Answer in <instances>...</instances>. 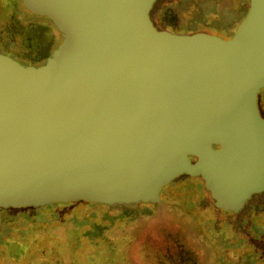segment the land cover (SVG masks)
I'll list each match as a JSON object with an SVG mask.
<instances>
[{"label":"water","instance_id":"obj_1","mask_svg":"<svg viewBox=\"0 0 264 264\" xmlns=\"http://www.w3.org/2000/svg\"><path fill=\"white\" fill-rule=\"evenodd\" d=\"M21 1L62 39L38 67L0 53V208L162 207L185 176L227 210L264 193V0L229 37L159 29L155 0Z\"/></svg>","mask_w":264,"mask_h":264},{"label":"rangeland","instance_id":"obj_2","mask_svg":"<svg viewBox=\"0 0 264 264\" xmlns=\"http://www.w3.org/2000/svg\"><path fill=\"white\" fill-rule=\"evenodd\" d=\"M174 1L178 0H163L165 4ZM159 5L158 2L155 9H158ZM185 6L186 3H182L178 8L169 10L173 24L180 23V20L188 22L195 6L187 10ZM223 9L226 10L230 23L237 21L238 11L229 10L228 7ZM10 14L1 16V19L7 18L9 23L6 27H0V36L16 28L12 27L14 21L11 23ZM151 21L157 26L152 19ZM214 25L219 26V22ZM39 30L41 34L39 32L37 39L33 38L36 41L32 42L31 46L33 50H39L38 55H42L49 44L45 37L46 31ZM172 31L177 33L179 29L175 27ZM223 31L225 33L227 29ZM220 33L222 34V31ZM263 97L264 91L257 94L260 116L264 119ZM185 181L187 186L182 185ZM175 182L176 185H180L178 187L184 189L183 195L188 198L184 197L186 199L184 200L180 197L179 202L181 205L188 203L190 222H182L181 226L174 228L167 221L162 224L160 222L156 224L153 218L147 221L141 216L146 208H141L140 205L144 206V202L148 201L103 207L105 209H96L77 201L73 204H77L76 207L69 204L51 211L61 216L67 212L78 211L81 217L83 211L90 209L87 216H92L91 221L83 225L76 223L71 231L65 232L67 235L55 234L53 229L59 228L61 226L59 223H54L53 226L41 223L39 231L37 227L36 231H33L38 238L32 237L35 246L40 245L41 251L36 249V253H33L34 249H31L23 264L35 261L50 264L47 259H54L59 264H67L68 259L72 264H264V193L250 197L241 209L232 211L222 208L217 203L205 188L202 178L196 176L174 178L163 189ZM251 213L259 217L252 219ZM132 214L136 217L131 216ZM84 218L85 216L82 217L83 221ZM144 226L146 232H141V227ZM66 250L70 254L69 257L64 254ZM0 264L18 263L12 258L0 255Z\"/></svg>","mask_w":264,"mask_h":264},{"label":"trees","instance_id":"obj_3","mask_svg":"<svg viewBox=\"0 0 264 264\" xmlns=\"http://www.w3.org/2000/svg\"><path fill=\"white\" fill-rule=\"evenodd\" d=\"M160 3L158 9H155V5ZM182 3H186L185 9H189L191 6H195V10L191 15L188 22H183L180 20V23L173 24L170 20V14L168 13L169 10H173L172 8H178L181 6ZM249 6L248 0H178L177 2H172L169 4H165L162 1L156 0L151 9H150V17L157 25L159 29L172 31L173 28L177 27L179 29V34H193L197 32H204L208 34H215L222 37H229L231 36L238 24L243 19L247 9ZM224 7H228V9L232 11H238V19L234 23H230L226 16V10L223 9ZM219 20H217L218 18ZM219 22V26L216 27L214 23ZM224 29L227 31L224 33ZM222 31V34L220 33ZM174 32V31H172ZM176 33V32H174ZM175 186H180L174 184ZM182 185L187 186L188 184L185 182ZM90 207H96V209H105L103 207H115V206H108L100 203H88ZM178 206L172 207L167 206V209L163 210L162 213H157L159 209V205L152 202H144V206L140 205V207L146 208L145 211L141 214L142 217H145L147 221H150L152 218L154 219L153 222H160L162 224L165 223L164 221L169 220L173 214L178 215L179 218L182 216L186 218H191L184 214V211H188V203L187 205H181L182 203L178 202ZM72 207H76L71 203ZM84 204V205H85ZM69 205V204H66ZM66 205H47V206H38V207H22V208H14V209H5L0 208V255L3 257H9L14 259V262L18 264H23L26 259L30 255V252L33 250V253H36V249L40 250V245L36 243L32 237L34 236L35 239L38 237L36 236L33 231H36L35 228L39 231V226L41 223L48 224L53 226L54 223H59V228H51L55 232V234L67 235L65 232L71 231L72 227L78 223L80 225L89 223L92 219L91 215L87 216V213H90V209L87 211H83L81 215L85 216L84 221L82 219L83 216L79 217V212H70L65 214L64 216L58 215L56 212L51 211L54 209H61ZM82 205V204H79ZM117 208V207H116ZM174 210L172 213L171 211ZM16 212V213H15ZM190 212V211H189ZM187 212L189 215L190 213ZM46 213V214H45ZM79 213V214H78ZM18 214V215H16ZM253 213H251L252 215ZM131 216L136 217L134 214ZM130 216V217H131ZM257 215H252V219H254ZM259 216H257L258 218ZM177 219V217H174ZM138 219V218H137ZM149 225V223L147 224ZM146 225V226H147ZM29 226V227H28ZM146 226L141 227V232H146ZM34 227V229H29ZM256 227V226H254ZM150 228H153L150 226ZM150 230V229H149ZM37 231V233H39ZM32 245V247H30ZM32 249V250H31ZM41 251V250H40ZM56 251V250H55ZM64 254L69 257L70 254L66 250ZM31 259H29L30 262ZM54 259H47L50 264H59L58 261H53ZM28 262V263H29ZM29 264H49L47 262H32ZM67 264H72L70 260H67Z\"/></svg>","mask_w":264,"mask_h":264},{"label":"flooded vegetation","instance_id":"obj_4","mask_svg":"<svg viewBox=\"0 0 264 264\" xmlns=\"http://www.w3.org/2000/svg\"><path fill=\"white\" fill-rule=\"evenodd\" d=\"M11 11L12 13L10 14ZM2 14L3 16L5 14L12 15L10 21L11 23L14 21V25L12 27L16 28L12 32L9 31V33L7 32L5 35L0 36V53L9 56L11 59L17 61L23 66L38 67L43 65L52 55L53 51L58 47L62 39L57 24L47 17L37 15L25 8L21 0H0V27H6L8 26L9 20L7 18L1 19ZM39 29L46 31L45 37L49 44L47 50L44 51V54L42 55H38L40 54L39 50H33V47L31 46V43L37 39L36 36L40 32ZM10 30H12V28H10ZM196 177L202 178L201 176ZM183 190L184 189L175 186L174 184L165 189L162 188L159 193V197L163 205L161 207L162 209L159 207L157 213H162L163 210L167 209V206H178L179 198L185 197L183 195ZM185 198L184 200H186ZM171 212L173 213L174 210ZM187 212L189 211H184V214L190 216ZM173 215L174 216L167 220V222H169V224L174 228L181 226L182 222L191 221V219L186 218V216H182L179 219L178 215ZM174 217H178V219L174 220Z\"/></svg>","mask_w":264,"mask_h":264}]
</instances>
